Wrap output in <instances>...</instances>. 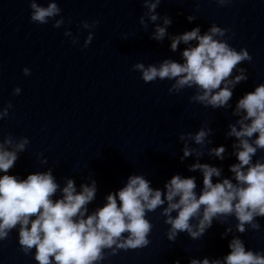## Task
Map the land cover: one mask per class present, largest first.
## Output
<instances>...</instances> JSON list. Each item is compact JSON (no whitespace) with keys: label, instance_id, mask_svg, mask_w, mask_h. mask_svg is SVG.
I'll return each mask as SVG.
<instances>
[{"label":"water","instance_id":"1","mask_svg":"<svg viewBox=\"0 0 264 264\" xmlns=\"http://www.w3.org/2000/svg\"><path fill=\"white\" fill-rule=\"evenodd\" d=\"M36 2L46 6L49 0ZM55 2L66 21L60 28H53L52 21L43 25L30 22L29 0H0V110L7 103L12 105L8 117L0 119V142L6 137L14 143L21 138L29 140L9 174L25 178L51 169L61 187L66 179H72L78 190L81 184L95 180L97 192L88 205L90 212L103 206L105 196L123 187L130 175H142L162 192L176 174L195 177L199 192L202 174L189 171L196 162L219 168V179L231 178L229 166L237 163L233 155L236 138L226 133L229 124L240 118L233 114L236 102L264 83V0H231L225 6L216 0H161L156 12L170 17L172 23L159 42L150 38L154 25L146 16L147 27L139 23L146 12L142 0ZM189 15L195 17L192 22L186 19ZM69 19L71 23H67ZM92 20L99 23L91 43L82 48L88 30L81 22ZM213 23L229 29L222 39L230 46L237 51L245 48L252 57L238 65L246 69L248 79L236 85L227 107L212 109L190 102L197 94L195 88L170 94L171 81L145 83L133 70L136 63L182 62L186 45L180 44L173 52L170 37L196 26L203 34ZM65 30L77 44L64 35ZM25 67L30 69L28 76L22 73ZM237 74L234 69L232 75ZM15 87L21 89L19 95L12 94ZM200 128L211 129L206 138L211 143L203 148L187 138ZM182 133L187 146L200 151V156L181 159L185 147V141L179 139ZM221 145L226 149L223 160L209 155V149ZM256 160L264 161V151H257L253 162ZM166 206L147 213L152 229L146 247L118 250L102 264H174L177 260L189 264L193 258L222 259L234 236L243 240L246 249L264 252V217L256 218L259 231L246 225L241 234L236 231L234 217H222L213 220L199 239L179 233L175 241H169V225L161 215ZM0 264H38L31 254L20 251L16 229L0 241Z\"/></svg>","mask_w":264,"mask_h":264},{"label":"clouds","instance_id":"2","mask_svg":"<svg viewBox=\"0 0 264 264\" xmlns=\"http://www.w3.org/2000/svg\"><path fill=\"white\" fill-rule=\"evenodd\" d=\"M160 3L161 0H142L146 12L139 18L144 27H147L145 16L153 23L150 38L158 42L165 38L167 27L172 23L170 17H161L156 12ZM216 3L225 6L231 0H216ZM29 8L32 23L43 25L52 21L53 28L66 23L55 0H49L46 6L29 0ZM186 19L192 22L195 17L189 15ZM157 20H162V24H156ZM98 23V20L81 22L80 26L88 30L82 48L91 43ZM228 31L213 23L201 34L200 27L196 26L170 37L171 51L175 52L180 44L186 45L181 52L182 62L165 59L159 65L136 63L132 68L140 73L145 83L157 79L171 81L170 94L195 88L197 94L190 102L212 109L227 107L236 85L248 79L246 69L238 65L252 59L245 48L237 51L227 39H222ZM64 35L71 38L73 45L78 43L70 31L65 30ZM234 69L238 73L235 76L232 75ZM22 73L28 76L30 69L25 67ZM20 93L19 87L13 88V95ZM11 107V103H7L0 110V119L8 117ZM233 114L240 118L235 124H229L226 133L236 138L233 155L237 163L229 166L231 178L219 179V168L196 162L189 166V171L199 170L202 174L199 192L195 177L178 174L164 184L162 192L152 188L142 175H130L123 187L105 196L103 206L91 212L88 205L97 192L95 180L81 184L78 190L72 179H66L61 187L51 169L28 174L25 178L10 175L18 153L25 150L29 140L21 138L14 143L11 137H6L0 142V241L16 229L20 251L31 254L38 264H102L108 255L118 250L146 247L152 229L147 213L165 204L161 215L169 225L166 232L169 241H175L179 233L199 239L212 226L213 220L222 217H234L236 231L241 234L247 230L246 225L259 231L256 218L264 217V161L253 162V157L258 150L264 151V83L239 98ZM210 133L211 129L200 128L195 134L188 133L187 138L203 148L205 143H211L206 140ZM254 134H257L255 139ZM179 139L185 141V134ZM225 151L223 145L208 150L209 155L220 160L224 159ZM193 154L200 156L201 152L189 148L185 141L181 159ZM214 177L217 178L215 183ZM227 247L229 252L222 259L193 258L189 264H264V252L246 249L239 237L234 236ZM174 264L180 262L177 260Z\"/></svg>","mask_w":264,"mask_h":264}]
</instances>
